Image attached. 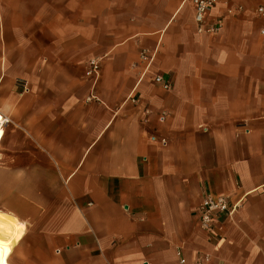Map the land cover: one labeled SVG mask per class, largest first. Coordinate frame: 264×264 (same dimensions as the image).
I'll list each match as a JSON object with an SVG mask.
<instances>
[{"label":"crops","instance_id":"crops-1","mask_svg":"<svg viewBox=\"0 0 264 264\" xmlns=\"http://www.w3.org/2000/svg\"><path fill=\"white\" fill-rule=\"evenodd\" d=\"M262 5L0 0V262L264 264ZM206 193L239 205L211 233Z\"/></svg>","mask_w":264,"mask_h":264},{"label":"built area","instance_id":"built-area-1","mask_svg":"<svg viewBox=\"0 0 264 264\" xmlns=\"http://www.w3.org/2000/svg\"><path fill=\"white\" fill-rule=\"evenodd\" d=\"M183 3H192L195 8V23L197 25V31L200 34H217L219 33L224 25V20L219 18L214 22L208 21V14L211 9L215 6L216 0H183ZM257 12L260 16L264 17V5L260 6L257 9ZM231 13V11H230ZM262 41L264 42V26L260 31ZM147 53H143L142 57H145ZM88 74L91 76H97L99 74V64L96 61H93L89 65ZM155 82L160 85L163 89L170 90L173 85L170 81L163 79L158 76L155 79ZM16 85L20 87L23 93L29 92V84L26 80L18 79ZM131 102L137 103L138 99L131 97ZM149 112V111H148ZM165 116V113L162 117ZM9 122L5 118V124L3 125L4 129L6 124ZM204 131H207V128H203ZM5 131V130H4ZM5 133V132H4ZM4 137V136H3ZM151 142H161L166 144V139H160L155 135H150L149 137ZM239 210L238 204H233L228 196L214 197L213 195L206 193L199 205L196 215L198 217L200 227L211 233L217 228V223L222 217L232 219ZM212 256L208 253L202 254L197 258L195 264H211Z\"/></svg>","mask_w":264,"mask_h":264},{"label":"snow or ice","instance_id":"snow-or-ice-1","mask_svg":"<svg viewBox=\"0 0 264 264\" xmlns=\"http://www.w3.org/2000/svg\"><path fill=\"white\" fill-rule=\"evenodd\" d=\"M2 229H3V225L0 224V233H2ZM5 252H6V249L3 246V240L0 239V260L3 259Z\"/></svg>","mask_w":264,"mask_h":264},{"label":"bare ground","instance_id":"bare-ground-1","mask_svg":"<svg viewBox=\"0 0 264 264\" xmlns=\"http://www.w3.org/2000/svg\"><path fill=\"white\" fill-rule=\"evenodd\" d=\"M4 124H5V119H4ZM1 127L3 128V122H2L1 115H0V131H1Z\"/></svg>","mask_w":264,"mask_h":264},{"label":"rangeland","instance_id":"rangeland-1","mask_svg":"<svg viewBox=\"0 0 264 264\" xmlns=\"http://www.w3.org/2000/svg\"><path fill=\"white\" fill-rule=\"evenodd\" d=\"M0 224H2V225H3V223H0ZM14 252H15V251H14ZM13 255H15V253H13V254H12V256H13ZM12 256H11V257H12ZM7 263H8V264H10V263L12 264V262H11V258H10V259H8ZM0 264H2V262H0Z\"/></svg>","mask_w":264,"mask_h":264}]
</instances>
